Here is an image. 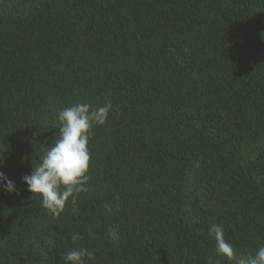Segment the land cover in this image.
<instances>
[{"label":"trees","instance_id":"trees-1","mask_svg":"<svg viewBox=\"0 0 264 264\" xmlns=\"http://www.w3.org/2000/svg\"><path fill=\"white\" fill-rule=\"evenodd\" d=\"M112 104L59 217L21 178L58 112ZM0 264H230L264 246V0H0ZM119 233L110 239V229ZM77 235L78 239H73Z\"/></svg>","mask_w":264,"mask_h":264},{"label":"clouds","instance_id":"clouds-1","mask_svg":"<svg viewBox=\"0 0 264 264\" xmlns=\"http://www.w3.org/2000/svg\"><path fill=\"white\" fill-rule=\"evenodd\" d=\"M112 110V104L105 102L103 106L93 107L90 103H77L65 107L58 112L60 121L59 137L45 147L39 162L32 167L30 173L22 176L32 196H38L41 206L53 217H59L69 200L75 205L77 197L87 192V182L91 153L88 147L94 125H104ZM3 158L0 159V168ZM0 187L7 193L19 195L15 182L0 171ZM209 234L215 239L217 256L226 258L230 264H264V246H260L253 254L238 252L233 244L224 238L222 224L213 223ZM110 239L120 240L116 229H110ZM77 235L73 239H78ZM85 257L93 258L87 248H79L68 252L63 260L65 264H85Z\"/></svg>","mask_w":264,"mask_h":264}]
</instances>
